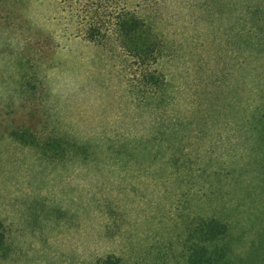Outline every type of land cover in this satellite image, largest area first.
<instances>
[{"label":"rangeland","instance_id":"374dc122","mask_svg":"<svg viewBox=\"0 0 264 264\" xmlns=\"http://www.w3.org/2000/svg\"><path fill=\"white\" fill-rule=\"evenodd\" d=\"M100 3L90 41L73 0H0V264H187L208 216L264 264V0ZM122 6L154 61L107 32Z\"/></svg>","mask_w":264,"mask_h":264},{"label":"trees","instance_id":"16d2710c","mask_svg":"<svg viewBox=\"0 0 264 264\" xmlns=\"http://www.w3.org/2000/svg\"><path fill=\"white\" fill-rule=\"evenodd\" d=\"M100 2L101 0H73L74 4L80 6L79 13L84 21L82 27L86 39L90 41L100 40L102 22L98 18H100V10L103 8ZM111 21L107 32L109 30L134 58L142 59V61H154L155 55L153 56V54L156 52L157 45L150 38L149 28L143 19L122 6L112 11ZM103 34L105 33L103 32ZM155 78L151 73L149 79L153 81ZM192 224L194 226L192 231L196 233L197 238L192 240L189 245L191 248L187 246V249L190 250L186 258L187 264H226L225 256L228 248L225 245H217V241L226 236L228 224L215 216L196 218ZM192 231L190 233L193 234ZM191 236L188 238L190 239ZM209 244H212V247L209 248ZM90 264L123 263L119 256L107 254L96 258Z\"/></svg>","mask_w":264,"mask_h":264}]
</instances>
